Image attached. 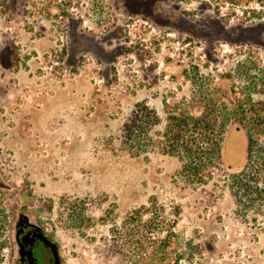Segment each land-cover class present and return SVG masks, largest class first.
<instances>
[{
    "label": "rangeland",
    "instance_id": "obj_1",
    "mask_svg": "<svg viewBox=\"0 0 264 264\" xmlns=\"http://www.w3.org/2000/svg\"><path fill=\"white\" fill-rule=\"evenodd\" d=\"M170 1L0 23L16 63L0 156L46 198L64 264H264V6ZM196 107L207 128L176 126ZM239 122L247 158L237 132L225 161Z\"/></svg>",
    "mask_w": 264,
    "mask_h": 264
},
{
    "label": "flooded vegetation",
    "instance_id": "obj_2",
    "mask_svg": "<svg viewBox=\"0 0 264 264\" xmlns=\"http://www.w3.org/2000/svg\"><path fill=\"white\" fill-rule=\"evenodd\" d=\"M87 1L93 6L96 0ZM104 1L107 9L122 13L124 19L128 21L133 17H127L126 11L136 14L135 9L131 10L130 2L145 0ZM153 1L155 9L158 8L159 1L167 3V6L171 2ZM75 6L76 0H0V23L6 28L13 26L15 13L58 11L77 8ZM147 21L142 25L143 28L147 25L148 28L151 27V23ZM15 68L14 43L8 38L0 45V108L9 107L7 100L11 91L10 76L15 72ZM8 116V111L0 110V123L3 125L7 123L6 127L10 128ZM239 124L241 122L230 125L224 132L221 149L225 161L229 151L235 150L238 144L235 140L237 132L244 135L243 160L247 158L250 136ZM3 128L0 126L1 130ZM46 204V198L35 196L32 184L21 176L16 167L4 162L0 156V264H64L55 231L47 222Z\"/></svg>",
    "mask_w": 264,
    "mask_h": 264
},
{
    "label": "trees",
    "instance_id": "obj_3",
    "mask_svg": "<svg viewBox=\"0 0 264 264\" xmlns=\"http://www.w3.org/2000/svg\"><path fill=\"white\" fill-rule=\"evenodd\" d=\"M252 1H254V2H258V3H260L261 5H263L264 6V0H231V2H233V3H235V4H241V3H250V2H252ZM148 109V108H147ZM201 110H202V108H200V109H195V112H193V111H191V112H189V116H188V118L187 119H183V120H180V122L179 123H177L176 124V126H185V125H192L191 126V130H192V132H195V131H199V130H201L203 127H205V128H207L206 126H208L209 125V120H210V118L209 117H206L208 114H209V112L208 113H206L205 115V118L203 119V117H202V112H201ZM148 111H149V109H148ZM150 112V111H149ZM201 112V113H200ZM202 124H204V126L202 127ZM224 128L226 127V124L224 123ZM133 129H137L136 127H134L133 126ZM189 130V129H188ZM224 130V129H223ZM180 131V130H179ZM223 132L224 131H221V133H220V135H219V139H217V141H218V143L220 144V150H221V145H222V142H223V140H224V134H223ZM204 133H202V134H200L199 136H197V138L196 137H194L193 138V136H192V133H190V135L189 136H191V138L186 142V144H187V147L189 146V147H191L192 148V145H194V144H200V140L202 139V135H203ZM207 135V133L205 132V134L203 135L204 137H206V138H208V136H206ZM181 136H182V133L181 132H177L176 134H174V136L172 137L176 142H178V141H180L182 138H181ZM203 137V138H204ZM183 140V139H182ZM202 143V142H201ZM199 146H201V145H199ZM189 150H190V148H189ZM201 159V158H200Z\"/></svg>",
    "mask_w": 264,
    "mask_h": 264
}]
</instances>
